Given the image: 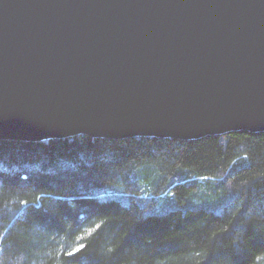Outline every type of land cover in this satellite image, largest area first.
Listing matches in <instances>:
<instances>
[{
    "label": "water",
    "instance_id": "95a60500",
    "mask_svg": "<svg viewBox=\"0 0 264 264\" xmlns=\"http://www.w3.org/2000/svg\"><path fill=\"white\" fill-rule=\"evenodd\" d=\"M264 133V0H0V141Z\"/></svg>",
    "mask_w": 264,
    "mask_h": 264
},
{
    "label": "trees",
    "instance_id": "16d2710c",
    "mask_svg": "<svg viewBox=\"0 0 264 264\" xmlns=\"http://www.w3.org/2000/svg\"><path fill=\"white\" fill-rule=\"evenodd\" d=\"M0 264H264V133L0 141Z\"/></svg>",
    "mask_w": 264,
    "mask_h": 264
}]
</instances>
